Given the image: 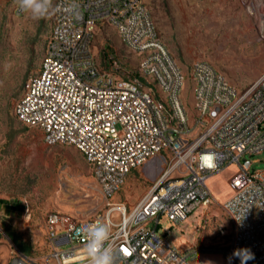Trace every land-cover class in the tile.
<instances>
[{"label":"built area","instance_id":"2783aa9c","mask_svg":"<svg viewBox=\"0 0 264 264\" xmlns=\"http://www.w3.org/2000/svg\"><path fill=\"white\" fill-rule=\"evenodd\" d=\"M244 10L264 40V0H248ZM98 22L114 29L137 57L135 64L108 45L91 53ZM187 72L194 83L191 114L180 97L184 73L157 37L143 0H54L37 72L24 80L13 113L37 129L45 145H68L80 153L105 210L86 222L48 212L47 253L30 262L13 247L6 264H87L80 229L98 220L111 226L106 246L115 249L117 264H188L186 254L179 256L156 232L159 220L171 226L207 205L211 195L204 179L232 163L238 169L228 176L230 194L220 204L229 225L222 256L228 264L235 249L248 248L254 254L248 264H264V168L247 172L249 161H241L264 149V72L241 91L205 60H193ZM135 168L152 182L126 213L108 198ZM114 211L117 222L110 219ZM232 264L240 262L234 258Z\"/></svg>","mask_w":264,"mask_h":264},{"label":"rangeland","instance_id":"374dc122","mask_svg":"<svg viewBox=\"0 0 264 264\" xmlns=\"http://www.w3.org/2000/svg\"><path fill=\"white\" fill-rule=\"evenodd\" d=\"M246 1L143 0L157 37L184 73L180 97L187 113L191 114L193 106L194 83L187 76L193 60L210 63L236 91L264 71V40L258 38L254 19L244 10ZM52 3L43 18L33 20L29 13L17 12L18 0H0V199L17 200L20 205L18 211L8 214L0 207V264H6L15 247L5 229L30 245L25 258L35 262L47 253L43 221L48 212H62L86 222L105 210L91 168L80 153L68 145H45L41 133L19 122L13 113L22 81L38 69ZM102 45H108L124 62L135 64L137 57L126 51L114 29L98 22L92 32L91 53L96 54ZM242 160L249 161L247 172L264 168V149L244 154ZM157 164L162 167L163 161ZM237 169L232 163L204 179L211 195L207 205L171 226L160 218L156 232L179 256L186 254L188 264H227L222 248L229 225L220 204L230 194L226 180ZM151 182L140 168L132 169L108 201L123 204L127 213ZM110 219L117 222L119 214L111 212ZM219 228L226 234L217 235ZM192 247L198 248L196 255L184 253Z\"/></svg>","mask_w":264,"mask_h":264},{"label":"clouds","instance_id":"9594fccd","mask_svg":"<svg viewBox=\"0 0 264 264\" xmlns=\"http://www.w3.org/2000/svg\"><path fill=\"white\" fill-rule=\"evenodd\" d=\"M51 3L52 0H18L20 10L29 13L33 20L43 18ZM110 227V224L98 220L80 229L85 242L87 264H117L115 249L110 244L106 246L110 240ZM234 258L240 264H248L254 259V254L248 248H238L228 256V264H232Z\"/></svg>","mask_w":264,"mask_h":264},{"label":"trees","instance_id":"16d2710c","mask_svg":"<svg viewBox=\"0 0 264 264\" xmlns=\"http://www.w3.org/2000/svg\"><path fill=\"white\" fill-rule=\"evenodd\" d=\"M53 3H54V0H53ZM52 3V5H53ZM51 25V24H50ZM50 30V28H49ZM48 37V36H47ZM47 39V38H46ZM46 42V40H45ZM45 45V43H44ZM43 50H44V47H43ZM43 50H42V54H43ZM42 54L40 56V59L42 57ZM39 59V60H40ZM40 62V61H39ZM38 62V64H39ZM38 66V65H37ZM37 72V67H36V71L32 74V75H35ZM30 75V76H32ZM29 77V76H28ZM26 79V78H25ZM24 79V80H25ZM24 80L22 81L21 83V86H20V94H21V88H22V84L24 82ZM19 94V96H20ZM18 96V98H19ZM17 98V99H18ZM0 207L3 209L4 213L8 214V213H11L12 211H18L20 209V205H19V202L17 200H14L12 202H7L3 199H0ZM4 233L6 235V237L10 240V242L15 246V248L24 256L26 257V255L29 253V250H30V245L25 243L24 241H22L20 239V237L15 234L12 230L10 229H5L4 230Z\"/></svg>","mask_w":264,"mask_h":264},{"label":"crops","instance_id":"0c3cea01","mask_svg":"<svg viewBox=\"0 0 264 264\" xmlns=\"http://www.w3.org/2000/svg\"><path fill=\"white\" fill-rule=\"evenodd\" d=\"M263 72H264V71H263ZM263 72H262V73H263ZM262 73H261V74H262ZM261 74H259L258 76H260ZM258 76H257V77H258ZM257 77H256V78H257ZM256 78H255V79H256ZM255 79H254V80H255ZM254 80H253V81H254ZM253 81H252V82H253ZM140 170H141V168H140ZM142 171H143V170H141V172H142ZM142 173H143V172H142Z\"/></svg>","mask_w":264,"mask_h":264},{"label":"water","instance_id":"95a60500","mask_svg":"<svg viewBox=\"0 0 264 264\" xmlns=\"http://www.w3.org/2000/svg\"><path fill=\"white\" fill-rule=\"evenodd\" d=\"M243 164H244V166H246L247 162H246V161H244V162H243Z\"/></svg>","mask_w":264,"mask_h":264}]
</instances>
